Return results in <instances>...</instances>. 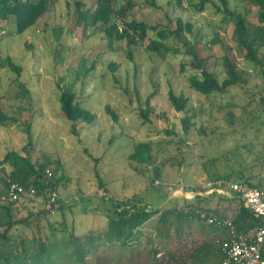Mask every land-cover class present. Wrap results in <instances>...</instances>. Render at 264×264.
I'll use <instances>...</instances> for the list:
<instances>
[{"label":"rangeland","instance_id":"1","mask_svg":"<svg viewBox=\"0 0 264 264\" xmlns=\"http://www.w3.org/2000/svg\"><path fill=\"white\" fill-rule=\"evenodd\" d=\"M96 1L53 0L35 24L20 34H15L13 18L0 20V59L9 57L22 67L19 81L28 90L20 97L14 73L0 67V109L6 118L31 125L30 138L18 124L0 125V159L8 151L28 152L35 162L49 159L53 171L59 165L62 171L56 176L69 178L58 190L62 204L57 203L50 215L42 213L41 198L26 199L13 207L15 219L26 218L30 223L12 229L15 246L37 236L46 237L47 242L68 241L71 231L81 242L87 241L106 228L111 200L142 197L152 209H181L194 204L236 212L227 201L226 183L244 184L250 179L264 186V104L259 101L264 84L258 70L243 61L244 52L232 42L233 24L223 23L216 0L202 12L194 8L199 0H183L181 6L172 0H153L155 6L150 4L152 0H113L118 7L130 3L127 20L157 26V30L173 29L176 18L192 23V34L186 33L184 39L200 41L199 55L208 57L207 66L219 80L224 76L221 58L225 55L247 71V85L209 97L190 88L187 78L195 71L187 66L189 58L182 43L172 36L164 43L179 53H153L145 47L157 39L156 31L148 32L142 46H128L108 39L101 25L83 28L77 23L75 2L92 9ZM247 2L229 0L228 9L245 14L254 23L257 8ZM111 64L116 65L115 70ZM181 64H185L184 70H180ZM69 88L76 102L95 115L91 124L73 123L62 115L58 98ZM169 90L189 98L186 112L171 108ZM153 93V110L145 122L140 110ZM106 105L115 111L116 123L105 113ZM228 112L234 115L232 125ZM185 116L192 125L187 133L180 122ZM141 142L151 145L152 166L128 158ZM153 166H158L161 174L154 187L149 186ZM96 174L104 183L105 194L98 187ZM224 178L229 179L221 180L225 194L207 193L210 180ZM158 217L154 215L142 227L140 237L126 246L95 241L96 251L88 253L82 263L67 258L54 264H177L200 246L205 232L200 222L182 219L179 228L171 227L168 239H162L154 230ZM61 222L68 233L59 231ZM53 228L57 229L54 236Z\"/></svg>","mask_w":264,"mask_h":264},{"label":"trees","instance_id":"2","mask_svg":"<svg viewBox=\"0 0 264 264\" xmlns=\"http://www.w3.org/2000/svg\"><path fill=\"white\" fill-rule=\"evenodd\" d=\"M53 0H0V20L8 21L13 18L16 27L15 34H20L35 24V22L49 9ZM177 6L182 5L183 0H172ZM229 0H216L215 6L217 12L223 15L222 21L224 24L231 22L233 24V31L231 40L237 48L241 49L243 54V61L251 64L258 70L260 78L264 84V0H248L247 5H252L257 8V17L254 23L248 21L245 14L231 11L228 9ZM237 1V0H236ZM212 0H199L194 8L197 12H202L204 8L211 4ZM155 6L154 1L150 2ZM77 23L83 28H96L98 25L102 26L105 36L112 40L123 41L128 46H142L148 37L149 31H156L157 39L150 40L146 45L145 50L153 53H179L180 50L170 49L164 43L171 36L180 41L184 48L185 57L189 58L187 66H189L194 74L187 78L190 88L202 96L209 97L215 93H226L233 87L245 86L248 83V73L243 68H240L236 61H233L229 55L223 56L222 69L224 72L223 80H219L215 71L210 70L207 66L208 57H201L198 52L200 41L195 39L193 42L184 39L185 34H192L193 24L184 22L181 18H176L174 21L175 27L171 30H157V26H148L144 22L136 20H127V9H130V3L125 6H115L113 0H97L92 9H84L80 2H75ZM213 43H218L215 38ZM129 60H133L132 54H127ZM1 60V59H0ZM0 67L9 69L15 75V81L19 86V96L24 97L28 94L25 85L19 81L22 67L17 65L6 57L0 61ZM112 70L116 69L115 64H111ZM185 64L180 65V70H184ZM94 67H92L93 69ZM88 71V70H87ZM86 73V70H85ZM137 92V91H136ZM138 95V94H137ZM155 93L150 94L144 101V108L140 110V116L145 121H149L150 113L153 110L151 106V98ZM259 101L264 104V96L260 95ZM167 100L171 108L177 112H186L189 105V98L183 94H175L172 90L168 91ZM58 101L62 115L72 121L73 123L82 122L91 124L95 120V115L89 110L83 108L76 102V95L74 91L63 89L59 95ZM105 113L110 119L116 123L117 115L115 111L109 106L104 107ZM228 121L230 125L233 124L234 115L228 112ZM182 129L184 133L192 127L188 116L181 118ZM10 124H18L22 127L30 138L29 123L21 124L15 119L6 118L0 109V125L9 127ZM71 132L75 135V125L71 126ZM165 133L172 135L173 132L165 130ZM27 148V147H25ZM26 151V149H25ZM129 160L139 165H153V152L151 145L148 142H141L134 146L133 152L129 155ZM52 162L45 159L43 162H35L32 160L30 153L20 154L17 151H8L2 159H0V264H54V261H62L67 258L73 259L75 263H82L89 253L96 251L97 246L93 244L95 241H102L104 244H119L121 247L137 240L141 235L142 227L148 223L152 217L159 214L157 224L154 227L156 234L162 239H168L171 227L179 228L178 223L182 219L189 221L190 219L197 220L203 225H206L213 230H220L215 226L207 225L200 217L199 213L204 212L208 216H217L226 218L217 210H212L208 207L195 206L190 204L188 207L181 209H152L151 206L142 200V197L129 200L110 201L109 214H107V226L96 236H91L87 241L81 242L72 231L68 234L69 240L63 242H50L44 238L37 236L30 241H23L20 246H15L14 237L11 234L12 229L18 224L30 225L26 218L15 219L14 206L20 202L5 203L1 202V197L5 194L10 183H15L23 186L26 189H34L35 196L30 199L41 198L43 201V214L50 215L54 206L59 201L58 190L69 178L61 174L56 176L58 171H62L59 165H55V170L50 169L49 164ZM58 162H56L57 164ZM135 167V166H133ZM9 168V170H7ZM50 171V176L46 171ZM152 179L149 186H153L160 177V170L158 166L151 168ZM98 178V187L103 189L104 194L106 188L101 178ZM219 179V178H217ZM229 179L224 178L220 180H210V182H220L224 188L225 182ZM158 183V182H157ZM227 184V183H226ZM244 184L249 187L264 189L263 185L254 184L253 181L247 179ZM154 187V186H153ZM233 199H237V208L234 216H232L236 229L239 232L246 233L261 224L259 218L253 215L244 205L241 199L236 194ZM54 197V203L47 204V201ZM104 197V196H103ZM196 197H199L198 195ZM25 199V200H26ZM24 201V200H23ZM178 221V222H176ZM184 223V222H182ZM59 231L61 233H68L64 222L60 223ZM57 229L53 228V235ZM225 234V233H224ZM226 237V236H225ZM47 239V238H46ZM223 241V240H222ZM221 241V243H222ZM221 243L214 249L212 245L202 244L195 248L187 258H180L177 264H218L223 254L221 252ZM54 255V257H53ZM176 259V258H174ZM176 261V260H175Z\"/></svg>","mask_w":264,"mask_h":264},{"label":"built area","instance_id":"3","mask_svg":"<svg viewBox=\"0 0 264 264\" xmlns=\"http://www.w3.org/2000/svg\"><path fill=\"white\" fill-rule=\"evenodd\" d=\"M46 174L50 176V171L47 170ZM207 187V193L225 194L220 182H211ZM226 188L231 194H236L241 199L243 205L260 219L261 224L243 233L236 229L233 218L230 216L222 218L200 212L199 217L207 225L224 230L226 237L220 246L223 257L218 264H264V190L237 183H227ZM34 196V189H26L10 183L1 197V202L15 204ZM54 200L55 198L51 197L47 204L51 205Z\"/></svg>","mask_w":264,"mask_h":264},{"label":"crops","instance_id":"4","mask_svg":"<svg viewBox=\"0 0 264 264\" xmlns=\"http://www.w3.org/2000/svg\"><path fill=\"white\" fill-rule=\"evenodd\" d=\"M227 197V201L229 203H231L233 209L236 210L237 208V201L236 199H233L234 196H231V195H228L226 196ZM220 207V206H219ZM231 208V207H230ZM219 211L220 214H223L224 216H230L232 217L234 215V211L230 209V211H226V207H222L221 210L219 208ZM227 213V214H225ZM202 227L204 228V233L202 234L204 237L202 238V240H199V244L202 245V244H209V245H212L214 247V249H217V246L219 244V241L221 243L222 240L225 239V234L223 231H218V230H213V228H209L207 227L206 225H203L202 224ZM199 246V245H197Z\"/></svg>","mask_w":264,"mask_h":264},{"label":"clouds","instance_id":"5","mask_svg":"<svg viewBox=\"0 0 264 264\" xmlns=\"http://www.w3.org/2000/svg\"><path fill=\"white\" fill-rule=\"evenodd\" d=\"M231 184H233V183H231ZM228 193H229V191H227ZM227 194V193H226ZM227 195H230V194H227Z\"/></svg>","mask_w":264,"mask_h":264}]
</instances>
